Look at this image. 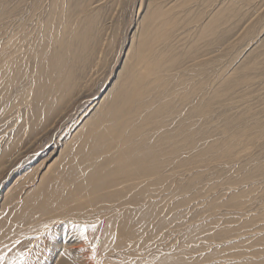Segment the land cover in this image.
I'll return each mask as SVG.
<instances>
[{
	"label": "rangeland",
	"instance_id": "1",
	"mask_svg": "<svg viewBox=\"0 0 264 264\" xmlns=\"http://www.w3.org/2000/svg\"><path fill=\"white\" fill-rule=\"evenodd\" d=\"M15 1L0 0V13L5 11L10 22L14 18ZM36 1L31 0L32 3ZM76 1L71 0L70 5ZM132 1L87 0L85 3L91 4L87 12L92 18L96 9L102 7L100 14L97 13V26L100 29L95 28L97 33H91L102 42L101 55L98 54V65L90 68L89 75L80 81L81 84L87 83L86 90L80 93L74 108L62 109L60 113H70V122H58L59 114L52 116L55 121L51 117L38 124L31 117L30 123L33 122L36 128L29 123L33 128L30 130L27 127L30 131L22 136V130L26 127L23 120V112L27 114L26 107L21 109L19 116L14 110L0 113V157L4 148L8 146L11 149L12 145L17 148L16 151L11 150V156L19 155L12 162L16 167L8 178L5 179L9 167L0 171V255L7 253L10 259L23 252L27 253L28 264H61L65 262L64 256L52 252L45 244L52 235L60 242L58 236L65 235L66 242L73 243L69 249L79 248L91 259L81 262L84 264H264V131L263 135L260 134V130H264V0H189L185 12L175 8L177 10L174 12H180L174 21L177 29L171 35L174 41L170 44L178 46L173 53L181 56L180 62H187V51L197 47L194 48L195 52L204 55L202 60L211 58L215 121L213 124L207 122L208 128L212 129L203 137L205 147L201 154L202 162L190 166L183 176L176 174L178 170L175 171L176 177L170 185L157 186L155 204H140L143 207L140 221L127 219L123 222L121 227L125 224L131 227L128 234L120 237L118 243V238H115L117 234L108 240L96 236L99 239L95 242L85 243L83 236L87 233L88 236H95L96 228L101 226L100 221L108 218L101 215L105 208L98 204H94L95 211H90L92 215L86 217L84 222L74 224L66 219L61 223L59 221V224L49 225L45 231L37 227L47 216L34 220L35 216L32 218L30 214L24 219L27 209L32 206L31 210L36 205L37 195H33V192L37 189L40 176L46 173L40 186L42 193L38 195L42 198L49 186L48 178L51 175L48 169L54 173L70 158L67 143L87 120L98 119L103 111L102 103L96 105L97 100H93L101 95L106 77L111 81L107 89L113 84L116 86L118 71L121 72L127 60L128 64L122 71L124 73L132 61L130 47L133 41L134 45L137 43L138 35L133 41L131 37L139 23L144 26L143 20L146 22L145 16L148 14L145 8L149 2L161 3L167 9L182 0H138L137 5H141L139 11L137 8L138 12L134 13L130 9ZM131 16L134 22L129 25ZM207 20L208 23L215 21L210 26L209 36L198 39L197 26L204 25ZM8 30H11V26ZM120 37L125 38L128 44L120 54L118 68L110 72L116 61ZM206 51L209 53L207 56L204 54ZM177 70L183 71L182 68ZM184 74L187 76L185 71ZM116 93L107 98V103L116 99ZM50 95L59 93L51 92ZM67 99L71 98L66 96L63 101ZM28 115L26 118H29ZM243 124L247 127L243 128ZM244 129H249V132L246 133ZM50 134L54 135L52 143L48 140ZM18 137L21 139L18 140ZM229 142L232 145L226 147ZM11 156L9 160L13 159ZM186 158L189 161L193 159L189 154H186ZM166 171L160 175L168 176ZM123 208H128L124 209L128 212L135 210L132 205H124ZM104 224L115 228L121 225L118 222ZM84 225L87 226L86 230ZM88 226L92 230L87 229ZM19 228L24 233L15 239ZM106 257L109 259L102 261Z\"/></svg>",
	"mask_w": 264,
	"mask_h": 264
},
{
	"label": "bare ground",
	"instance_id": "2",
	"mask_svg": "<svg viewBox=\"0 0 264 264\" xmlns=\"http://www.w3.org/2000/svg\"><path fill=\"white\" fill-rule=\"evenodd\" d=\"M45 1L37 0L32 3L31 0H16L11 22L5 11L0 13V113L14 110L19 116L21 109L26 107L27 114L23 112L26 127L22 130V136L33 128L29 125L31 117L38 124L54 115H60L62 109L74 108L80 93L86 90L87 83L81 84L80 81L89 75L90 68L100 62L98 54L101 55L102 42L91 33H97L95 28L100 29L97 26V16L102 7L96 9L95 17L92 18L87 12L91 5L85 4L87 0H77L73 5H70L71 0ZM188 1L182 0L167 9L161 3L149 2L145 8L148 13L144 15L146 22L142 19L144 26L139 23L131 37L133 41L138 35L137 43L134 45L133 41L130 47L132 61L124 73L122 71L128 64L127 60L121 72L118 71L116 86L111 83V88L107 89L111 81L106 77L101 95L93 100H97L96 105L102 103L103 111L98 119L87 120L71 142L67 143L70 158L54 173L52 169H48L51 175L48 178L49 186L42 198L38 195L42 193L40 186L46 173L40 176L37 189L33 192V195H37L36 205L31 210L32 206L27 209L24 219L30 214L32 218L35 216L34 220L47 216L37 227L42 230L66 219L68 223L75 224L90 217L94 204H98L105 208L101 215L108 218L100 221L101 226L96 228L95 236L92 233L88 236L87 233L86 237L83 236V241L95 242L99 239L98 236L108 240L107 238L117 234L115 238H118V243L120 237L131 231L127 224L121 227L123 222L127 219L140 221L143 210L140 204H155L157 186L171 184L176 177L175 171L178 170L176 174L181 173L183 176L190 166L202 162L201 154L205 147L203 137L212 129L207 124L215 121L211 58L202 60L204 55L195 52L197 47H194L195 49L187 51V62H180L181 56L173 53L178 46L170 44L174 41L171 35L178 26L174 23L175 17L180 12L174 11L180 8L181 12H185ZM137 3L138 0L131 2L132 13L139 11L141 3ZM132 22L134 19L131 16L129 25ZM214 23V20L209 23L207 20L204 25L197 26L198 39L209 36L210 26ZM120 38L116 61L110 72L118 68L120 54L128 44L125 38ZM204 54L209 55L207 51ZM179 68L183 71L177 70ZM115 91L118 96L116 99L112 97L107 103V98ZM51 92L59 95L52 96ZM66 96L71 99L63 101ZM69 114L58 115V122H70ZM43 117L46 118L42 119ZM243 125V128L247 127L246 124ZM260 131L263 135L264 130ZM245 132H249V129ZM53 137L50 134L49 143L53 142ZM229 145H232L231 142L226 147ZM15 146L12 145L11 149L8 146L4 148L0 157V171L4 167L8 170L9 167L5 179L16 167L12 162L19 153L16 157L10 154L11 150L17 148ZM186 154L192 155L193 159L187 160ZM10 156L13 159L9 160ZM163 171L170 178L165 174L160 175ZM124 205H132L135 210L128 212L124 210L128 209L123 208ZM110 222L121 225L115 228L104 224ZM20 229L15 233V239L24 233ZM87 229L92 230V227ZM52 236L45 245L52 252L64 256L65 262L62 260L61 264H84L81 262L91 261L79 248L70 250L73 243L66 242L65 235L58 236L61 242ZM15 239L11 236V240ZM14 254L17 252L14 251ZM108 259L106 257L102 261Z\"/></svg>",
	"mask_w": 264,
	"mask_h": 264
},
{
	"label": "snow or ice",
	"instance_id": "3",
	"mask_svg": "<svg viewBox=\"0 0 264 264\" xmlns=\"http://www.w3.org/2000/svg\"><path fill=\"white\" fill-rule=\"evenodd\" d=\"M47 227V226H46ZM86 230V229H85ZM27 253H20L18 256L8 259L6 255H0V264H28Z\"/></svg>",
	"mask_w": 264,
	"mask_h": 264
}]
</instances>
